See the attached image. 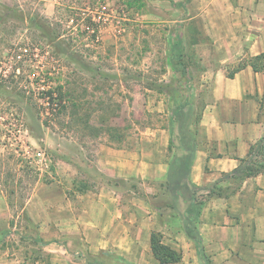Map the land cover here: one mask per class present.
I'll return each mask as SVG.
<instances>
[{"label": "rangeland", "instance_id": "374dc122", "mask_svg": "<svg viewBox=\"0 0 264 264\" xmlns=\"http://www.w3.org/2000/svg\"><path fill=\"white\" fill-rule=\"evenodd\" d=\"M131 1L105 0L90 5L89 0H0V193L10 212L8 226L5 218L0 221V250L8 253L11 264H52L48 248L31 238L41 237L39 226L29 224L23 210L36 188L52 183L75 201L85 187L91 192L112 187L131 206L148 198L149 211L155 212L164 233L161 227L155 231L162 233L163 242L182 252L177 237L185 228L186 210L173 207L176 188L167 180L112 179L94 163L97 153L107 147L136 152L144 138L159 140L152 144L160 154L164 149L170 163L183 156L174 110L187 96L186 70L192 92L190 105L183 112L193 108V122L201 116L200 94L206 82L199 77L205 67L195 45L207 38L201 30L203 20L189 18L202 12L205 0L195 9H190L192 0H145L141 8ZM80 6L94 17L95 33L75 19ZM261 9L264 12V7ZM50 22L55 29L57 23L63 24V39L74 46L77 61L67 54L53 56V48L42 36L45 32L37 26ZM249 57L227 66V74ZM66 80L73 83L84 102L93 101L99 109L94 116L96 125L122 132V142L107 134L83 137L58 120L50 121L49 127L44 124L47 104L38 97L39 91ZM98 102L111 104L115 114L106 115ZM261 102L264 117V96ZM194 129L197 131V125ZM162 140L166 148L161 146ZM236 177H222L221 186L214 183L208 187L214 188V194H233L242 183ZM196 196L204 203L210 195ZM2 206L0 201V209ZM6 230L11 233L1 236ZM67 240L62 237L59 242L66 244ZM71 240L70 252L77 256L70 258V264H131L111 251L91 254L79 236ZM201 260L212 264L207 255Z\"/></svg>", "mask_w": 264, "mask_h": 264}, {"label": "crops", "instance_id": "0c3cea01", "mask_svg": "<svg viewBox=\"0 0 264 264\" xmlns=\"http://www.w3.org/2000/svg\"><path fill=\"white\" fill-rule=\"evenodd\" d=\"M199 4L200 0H192L190 9L199 8ZM262 7L264 0H205L202 12L189 18L203 20L201 30L207 40L195 45L205 67L199 80L206 84L200 94L203 106L197 131L193 128L197 146L187 186L191 194L210 195L204 200L197 229L212 264H264V174L245 179L235 193L227 196L214 194V188L208 187L214 183L221 186L223 175L234 173L241 159L248 157L251 146L264 137V72L246 66L231 79L226 70L243 56L264 52ZM144 140L136 152L107 147L97 153L94 164L112 179L167 180L172 185L167 176L171 163L164 149L160 154L158 146L152 144L159 140ZM161 146L166 148L164 140ZM177 193L175 211L186 210L182 190ZM0 201V221L5 218L8 226L9 206L1 193ZM148 203L147 198L131 206L112 187L87 191L75 201L52 183L36 188L23 210L49 243L44 247L50 252L52 264H70V258L77 256L70 252L74 236L87 244L91 254L111 251L131 264H160L152 254L150 240L161 225ZM62 237L68 239L66 244L59 242ZM177 238L183 264H205L185 230ZM8 256L0 250V264H11Z\"/></svg>", "mask_w": 264, "mask_h": 264}, {"label": "trees", "instance_id": "16d2710c", "mask_svg": "<svg viewBox=\"0 0 264 264\" xmlns=\"http://www.w3.org/2000/svg\"><path fill=\"white\" fill-rule=\"evenodd\" d=\"M89 1V4L91 5L92 2L93 4H96L97 1L104 2L105 0ZM144 1L145 0H133L131 2L141 8L144 4ZM178 5L185 7V3H178ZM7 10L12 11V9L9 7ZM75 10L76 9H74V11ZM75 13V19L78 22H84V24L87 26V30L94 31V29L97 28V23L95 22L94 17L90 16L89 11L85 7L80 6L79 9L75 11ZM37 26L45 32V35L43 34L42 36L47 38L49 42L48 45L53 48V56L67 54L77 61V53L75 52L76 50L74 46L72 43H67L63 39L64 35L62 31V23H57L56 29L52 28L51 22L48 25L38 23ZM93 36L95 37L96 35ZM246 66H251L254 72H264V52L255 56H251L248 59H242L232 71L228 72V77L233 79L235 75ZM183 75L187 77L185 84L187 96L184 103L177 104V107L174 110V115L176 116V121L179 125V133L181 138L179 150L184 154L181 158L179 157L174 159V161H172L170 164L168 176L173 184L171 185L169 182L168 183L173 188H176V190H182V196L188 204L186 209L187 216H185L186 225L184 230L187 236L195 242L201 257L204 258L206 255L204 253L197 229L199 214L201 212L203 203L197 200L195 193L191 194L187 186V177L190 172L193 156L196 152L197 146L196 133L194 132L193 128L199 124V121L193 122L192 120L193 108H188L189 110L187 113L183 112V110L190 105L189 99L192 92V79L188 77L186 70L183 71ZM72 85V82L66 80L64 83L58 84L55 88L42 89L39 91L38 97L43 99L45 104H47V108H45V110L48 117L45 119L44 124L49 127L51 126L50 121L58 120L65 128L67 127L70 130L73 129L76 132L81 133L83 137L89 136L92 138H97L100 137L101 134H107L116 142H122V140H124V134L122 132H119L111 126L98 127L96 125L94 116L95 114H98L97 110L99 109L94 106L93 101L90 103L88 101L84 102L81 95L76 92ZM96 105H99V108L105 110L106 115L115 114V110H112L113 106L111 104L98 102ZM261 111L263 112L262 107ZM63 117L68 118L69 120L65 123V119L63 120ZM173 143L174 141L171 137L170 145ZM260 174H264V137L257 144L251 146L248 157L246 159H241V164L234 173L223 175V177L235 175L237 176L236 179H239L241 182H243L245 179L256 177ZM86 189L87 188L85 187L83 190L80 189V191L85 193L88 190ZM176 194H178L177 191ZM24 218L29 224H33L31 219L25 213ZM12 225L13 222L10 223V226ZM10 233L11 231L6 230L1 233V236L9 235ZM31 238L36 244H39L42 247L49 244L39 236ZM150 241L152 254L160 264H177L182 261V252L165 244L163 242V236L161 232L153 231Z\"/></svg>", "mask_w": 264, "mask_h": 264}]
</instances>
